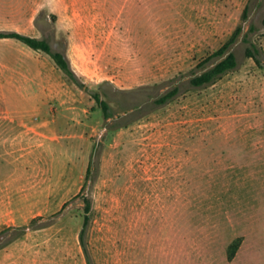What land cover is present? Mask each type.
<instances>
[{"label": "rangeland", "instance_id": "obj_1", "mask_svg": "<svg viewBox=\"0 0 264 264\" xmlns=\"http://www.w3.org/2000/svg\"><path fill=\"white\" fill-rule=\"evenodd\" d=\"M251 23L264 50V0H0V31L84 83L0 37V238L38 219L0 264H88L84 193L93 264H264V66L242 34L236 68L191 83Z\"/></svg>", "mask_w": 264, "mask_h": 264}, {"label": "trees", "instance_id": "obj_2", "mask_svg": "<svg viewBox=\"0 0 264 264\" xmlns=\"http://www.w3.org/2000/svg\"><path fill=\"white\" fill-rule=\"evenodd\" d=\"M248 7L245 10V17L248 18ZM245 28L242 25H239L234 33L230 36V38L225 42V44L216 52L218 55H224L215 65L212 67L204 70L203 72L193 76L191 78V83L195 86H202L209 83H213L218 78H220L223 74L227 73L228 71L236 68L239 64V59L237 54L231 49L232 45L240 38L243 34L244 40L247 42L246 46V54L250 57H253L260 65L264 66V50L263 48L254 40L252 34L257 31V27L255 24L251 23L250 27L247 31H244ZM0 37H13L22 40L29 46L34 49L44 50L50 54V56L54 59L56 64L78 85L84 86V83L81 81L79 76L76 74L74 69L72 68L69 59L66 55L61 51H55L52 49L50 42L46 38H40L37 36H32L20 32L18 30H8V31H0ZM89 89V87H87ZM91 93L93 97L96 99L99 106L102 108L105 118H110L113 115V110L111 103L109 100L101 95L99 91H94L92 89ZM180 87L176 85L174 88L166 91L160 97L156 99L158 103H167L171 101L179 92ZM97 149V144L95 143L93 146L92 155L88 164V168L86 171V182L91 178L94 168V155L95 150ZM86 182L83 185L82 190L78 195H82L83 191L86 187ZM83 199L85 201V216H84V223L82 229L80 231V242L84 249L86 259L88 264H93L92 257L90 251L88 249L87 243V230L89 227V223L92 217V201L91 198L83 194ZM38 219H34L30 225L32 226L36 224ZM47 223H43L41 226H45ZM26 226H15V227H8L3 230L2 233H8L11 229L14 232L8 239H6V235H3L0 238V248L5 246L9 241L13 240L14 238L20 236L26 231ZM5 238V239H4ZM6 240V241H3ZM234 252L230 253V257L234 256Z\"/></svg>", "mask_w": 264, "mask_h": 264}]
</instances>
